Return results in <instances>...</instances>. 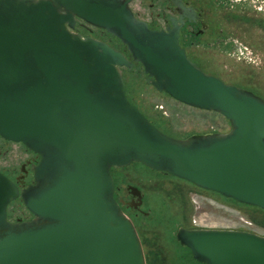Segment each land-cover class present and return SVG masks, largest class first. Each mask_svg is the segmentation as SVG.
<instances>
[{
	"label": "water",
	"instance_id": "1",
	"mask_svg": "<svg viewBox=\"0 0 264 264\" xmlns=\"http://www.w3.org/2000/svg\"><path fill=\"white\" fill-rule=\"evenodd\" d=\"M130 1L0 0V136L39 155L23 190L0 172V264H146L111 174L133 162L264 210V98L205 72L177 23L152 29ZM76 18L129 57L75 32ZM134 62L157 91L220 113L230 129L160 130L127 97L120 68ZM17 198L31 219H8ZM176 240L203 264H264V236L252 231L179 227Z\"/></svg>",
	"mask_w": 264,
	"mask_h": 264
},
{
	"label": "rangeland",
	"instance_id": "2",
	"mask_svg": "<svg viewBox=\"0 0 264 264\" xmlns=\"http://www.w3.org/2000/svg\"><path fill=\"white\" fill-rule=\"evenodd\" d=\"M143 1V2H142ZM210 9L216 42L208 47H189L191 58L227 83L252 90L264 98V0H199ZM144 0H134L132 4ZM133 5V6H134ZM95 34L123 50L122 42L93 27ZM199 56V57H198ZM128 99L160 130L183 138L193 133L227 132L229 121L220 113L181 103L157 91L145 80L141 65L120 68ZM20 142L0 136V170L12 176L26 156ZM120 194L133 185L143 193L142 211L123 207L142 243L146 264H202L176 240L179 227L248 230L264 236V210L201 189L176 176L154 171L139 162L112 170ZM125 192V193H124ZM18 201L8 205V218L18 212ZM22 210H27L20 205ZM146 212V214L144 213Z\"/></svg>",
	"mask_w": 264,
	"mask_h": 264
},
{
	"label": "flooded vegetation",
	"instance_id": "3",
	"mask_svg": "<svg viewBox=\"0 0 264 264\" xmlns=\"http://www.w3.org/2000/svg\"><path fill=\"white\" fill-rule=\"evenodd\" d=\"M133 1L134 0H131L129 4L134 15L137 18L147 22L148 26L152 29L166 30L168 27L172 28L174 22L177 23L180 26L178 37L180 46L184 48L188 58L198 64V66H200L205 72L209 73L203 68L202 64L197 58L193 59L189 54V47L191 46L210 48L216 42V28L212 22L210 9L208 7L201 4L199 0H144L148 9L144 10L142 3H139L136 6L132 4ZM74 31L82 34L83 36H92L96 39L104 41L103 38H100L97 36V34H95V31L91 25L87 24L80 18H76ZM100 31L105 33V30L100 29ZM118 50L124 52V54L129 57L125 47L123 50ZM135 65L140 64L134 62V66ZM24 148L26 156L19 163L18 170L13 169L14 174L12 176H10L8 172L0 170V172L11 179L20 190L27 188L33 183V168L39 160L38 154L26 147ZM113 169L114 168L111 169V174L115 185L114 195L118 200L123 202L122 209L123 207H128L134 210L142 211L141 206L144 201L142 191L136 186L127 184L124 189L126 195H121L120 188L117 187L115 183L114 174L112 172ZM138 193L140 196H138ZM16 200L18 201L19 205L18 212H16L17 214L11 221L31 219L33 215L28 210L24 211L20 207V205H23L21 199L17 198ZM144 213L146 214V212Z\"/></svg>",
	"mask_w": 264,
	"mask_h": 264
},
{
	"label": "trees",
	"instance_id": "4",
	"mask_svg": "<svg viewBox=\"0 0 264 264\" xmlns=\"http://www.w3.org/2000/svg\"><path fill=\"white\" fill-rule=\"evenodd\" d=\"M203 264V263H202Z\"/></svg>",
	"mask_w": 264,
	"mask_h": 264
}]
</instances>
